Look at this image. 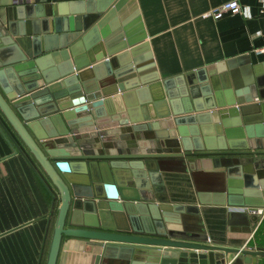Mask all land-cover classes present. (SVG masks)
I'll list each match as a JSON object with an SVG mask.
<instances>
[{
	"label": "water",
	"instance_id": "95a60500",
	"mask_svg": "<svg viewBox=\"0 0 264 264\" xmlns=\"http://www.w3.org/2000/svg\"><path fill=\"white\" fill-rule=\"evenodd\" d=\"M76 3L0 0V114L19 143L0 128L60 198L46 264L71 250L64 237L83 241L77 258L97 264H257L264 250L216 244L183 225L192 207L163 197L157 164L186 159L225 173L223 204L264 208V73L222 92L212 69L198 70L176 91L117 17L120 3Z\"/></svg>",
	"mask_w": 264,
	"mask_h": 264
},
{
	"label": "crops",
	"instance_id": "0c3cea01",
	"mask_svg": "<svg viewBox=\"0 0 264 264\" xmlns=\"http://www.w3.org/2000/svg\"><path fill=\"white\" fill-rule=\"evenodd\" d=\"M46 1L73 5L82 0ZM115 1L121 4L117 17L130 25L127 32L134 39L143 38L147 45L152 69L160 79H174L176 91L180 87L188 90L184 76L198 70L206 73L212 69L206 76H212L222 92L224 85L242 89L254 80L255 73H264V0H238L240 13L225 14L218 20L201 16L231 0ZM194 81L201 85L197 75ZM204 85L211 84L207 80ZM200 100L207 103L204 96ZM206 100L213 101V97ZM0 121L18 142L1 114ZM21 149L35 171L14 151L0 128V264H46L60 198L27 150ZM157 167L163 197L172 204L192 207L190 213L180 216L183 225L204 228L208 240L216 244L264 248V208L223 204L225 173L191 169L186 159H168L158 162ZM36 174L51 191L54 208L51 195ZM232 210L243 216L231 217ZM253 210H263V214H253ZM67 242L73 243L71 250H60L58 264H64L65 255V264H97L88 255H83V260L77 258L82 253L75 243L83 241L64 237L63 246ZM99 263L124 264L114 258ZM257 264H264V257H257Z\"/></svg>",
	"mask_w": 264,
	"mask_h": 264
},
{
	"label": "built area",
	"instance_id": "2783aa9c",
	"mask_svg": "<svg viewBox=\"0 0 264 264\" xmlns=\"http://www.w3.org/2000/svg\"><path fill=\"white\" fill-rule=\"evenodd\" d=\"M241 11V5L239 3L238 0H231L227 3H224L212 10H210L209 12H206L204 14H202V18H208L211 17L214 20H218L220 18H222L225 14H239ZM253 214H259L262 215L263 214V210H256V211H252Z\"/></svg>",
	"mask_w": 264,
	"mask_h": 264
},
{
	"label": "trees",
	"instance_id": "16d2710c",
	"mask_svg": "<svg viewBox=\"0 0 264 264\" xmlns=\"http://www.w3.org/2000/svg\"><path fill=\"white\" fill-rule=\"evenodd\" d=\"M261 250H264V248H260Z\"/></svg>",
	"mask_w": 264,
	"mask_h": 264
}]
</instances>
